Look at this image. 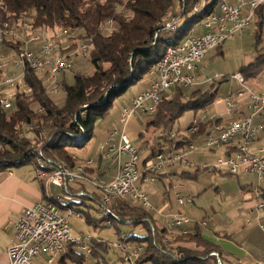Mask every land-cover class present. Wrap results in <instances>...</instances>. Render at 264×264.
I'll list each match as a JSON object with an SVG mask.
<instances>
[{
    "label": "trees",
    "instance_id": "1",
    "mask_svg": "<svg viewBox=\"0 0 264 264\" xmlns=\"http://www.w3.org/2000/svg\"><path fill=\"white\" fill-rule=\"evenodd\" d=\"M222 1L0 0V29L14 32L19 29L17 32L26 40L30 34H41L46 38L56 32H65L69 39L66 51L75 48L76 42H89L92 49L88 56L80 57L90 64L91 72H71L72 85L66 84L67 73H64L55 82L60 87L59 96L49 94L50 82L45 73H35L28 67L22 71V85L12 95L9 109L3 108L1 100L6 94L0 92V173L29 164L36 166V160L41 161L40 167L47 175L56 166L74 168L83 164L88 158L82 159L73 151L84 150L87 143L95 139L96 129L109 117L115 100L148 76L150 67L162 58L167 47L197 34L201 22L216 13ZM263 9L264 4L254 12V18L260 16V20L255 21L256 55L251 63L238 70L246 83L264 73ZM166 24H171L174 30L166 28ZM20 44V40L11 38L0 44L7 63V68L0 70L4 77L13 74L12 61ZM72 59L74 63L79 61L78 57ZM8 71L12 74L5 76ZM0 80H3L1 76ZM23 89H28V93ZM61 94L63 99L57 101ZM217 94L215 84L204 90L177 87L164 93L145 124V133L138 135L141 140L146 132L152 134L161 129L156 140L141 141L137 147L142 164L166 148L183 149L196 142L211 127V122L201 124L197 133L188 137L178 133L171 137L173 127L188 111L193 112L195 118L198 112L213 104ZM228 146L232 148L230 153L237 147L236 144ZM100 160L101 155L96 163ZM92 171L91 167L85 168L87 179ZM85 186L87 182L83 181L68 186L67 195L71 199L66 206L76 210L87 225L93 223L98 227L100 223L110 221L111 226L104 228L113 229L116 241L125 247L127 254L130 253L128 248L142 246L143 251L133 264H217V257L223 264L221 253L203 237L199 223H194L191 228L188 225L167 230L165 226H157L150 211L132 200H116L109 204V209L116 215L101 217L97 224L90 212L93 203L100 199L95 189L87 192ZM77 192L86 195L77 197L80 200L76 201L73 198ZM126 221L132 228H143L145 234L120 232L118 225H126ZM83 243L90 249L88 257L77 248L78 243L72 244L60 256L59 263L86 264L87 258L91 257L95 264H113L111 261L115 258L116 264H128L124 262L123 253L106 241L92 238ZM101 253L113 257L108 260L106 256L100 257Z\"/></svg>",
    "mask_w": 264,
    "mask_h": 264
},
{
    "label": "built area",
    "instance_id": "2",
    "mask_svg": "<svg viewBox=\"0 0 264 264\" xmlns=\"http://www.w3.org/2000/svg\"><path fill=\"white\" fill-rule=\"evenodd\" d=\"M263 4L264 0H234L233 4L223 0L218 6V11L201 22V32L188 36V39L178 47L165 50L162 58L149 69L148 74L152 77L151 83L132 98L128 107L120 112L118 119L120 129H113L100 146L101 150L106 149L107 156H114L117 163L113 179L106 184L97 183V186H94L102 192L99 203L101 217L116 215L108 206L116 200L122 199L137 202L151 211L147 194L142 187L137 185L138 181L146 179L153 181L157 172L178 162L190 166V155L197 149L194 146L197 143L201 148L211 152L222 151L233 143L237 145L234 152L219 154L214 164L209 167L204 166L201 170L233 177L240 172H248L257 176L258 180L264 179V144L257 148L253 144L258 129L264 130V126H253V119L264 114V92L259 93L251 90L240 74L233 75V79L240 84V90L227 96L225 113L230 118L234 114L236 115L238 103L244 101L246 116L224 123L217 116H208L207 109L204 108L200 117L194 118L188 128L194 130V134H196L201 124L207 121L212 123L198 141L189 143L183 149L166 148L155 154L145 164H142L137 148L125 135L128 120L135 117L139 111L152 114L164 93L177 87L188 89L196 86L198 63L210 51L221 46L229 37L245 32L254 18L255 10ZM166 28L174 30L171 24H166ZM18 30L15 29L11 35H4V32H0V44L10 38L21 41L18 54L12 62V76L4 77L0 74L3 78L0 80V92L6 94L1 100L4 109L10 108L14 90H19L22 85L24 67L39 68V73L46 74V79L50 82L51 95V92L60 90V87L51 88L53 78H60L73 68V63H61L60 55L75 53V57H86L92 50L89 42H77V47L73 51H66V43L69 39L65 32L55 35V39H39V34H30L29 37L36 38V45H26V38H22L17 32ZM48 40H56V48H48ZM6 64L0 57V70L5 69ZM23 92L28 93V89H23ZM171 137H174V133L171 134ZM242 149H249V156H242ZM100 155L101 153H97L90 157V167L98 161ZM34 171L36 177L42 181L45 172L37 171V166ZM84 173L85 168L76 167L73 175H66L61 166H56L53 178L45 177L43 184L51 183V185L62 188L64 197L71 199L67 195V188L76 181H82ZM75 195L74 200L86 193L77 192ZM255 195L256 197L260 195L258 190L255 191ZM64 197H58L61 199L62 205L67 203ZM191 201L192 197L182 199L177 195L176 202L180 208L186 202ZM262 207H264V201L258 204V208ZM79 216L80 214L76 210L68 206L67 212H57V210L51 209L47 205V197L24 208L13 226L15 242L6 249L8 257L6 264H35L36 259L40 256H45L47 263H51L58 253H65V248L77 243V248L87 256L90 253L89 247L71 235V220L79 218ZM125 223L129 224L130 222L126 221ZM189 223L182 212L176 211L168 219H165L164 226L167 230L182 229ZM198 223L200 226H206L205 221ZM105 225L111 226L110 221H106ZM112 246L123 253L124 260L129 264H133L143 251V247L139 245L128 248L130 253L127 254L124 250L125 247L117 241L112 242ZM217 264H221L218 257Z\"/></svg>",
    "mask_w": 264,
    "mask_h": 264
},
{
    "label": "rangeland",
    "instance_id": "3",
    "mask_svg": "<svg viewBox=\"0 0 264 264\" xmlns=\"http://www.w3.org/2000/svg\"><path fill=\"white\" fill-rule=\"evenodd\" d=\"M224 1L227 2L229 0H224ZM262 15L264 17V9ZM258 20H260L259 15L253 18L252 22L246 28L245 32L241 34H235L229 37L227 40H225L223 44H221V50H220L221 53L217 52L218 48H216L210 51L198 63L197 74H199L201 78L198 79V75L196 76L197 85L191 89L196 90L197 88H201L202 90H204L214 84H215V88L218 89V95L216 100L213 102L212 105L206 107L208 116L212 115L210 113V110H212V108L216 103L220 102L221 100L225 102L228 95L235 94L238 90H240V84L233 79L232 74L238 72L239 68L244 63H246V61H248L249 59H253L256 55L255 30H257V25L255 21L257 22ZM261 30H262L261 46L264 47V24L262 25ZM59 33L60 32H56L46 38L41 34H39V36L41 37V39H52L55 37V35ZM75 47H77V42ZM73 49H69L67 51H73ZM69 54H72L70 55L71 56L70 60L71 63H73L72 69H74V71L71 70L66 74V84L72 85L73 75L71 72H75V73L82 72L88 74L91 72V66L88 62L84 61L80 57H78L79 61H76L74 63L72 58L75 57V53H66L64 54V56L69 57ZM0 57H2V62L6 63L4 58V50L1 46H0ZM4 68H7V65ZM11 74L12 73L8 71L5 76L7 75L9 76ZM148 76L150 75L148 74ZM257 78L264 79V73L260 74L259 77ZM57 79L58 78H56V80H52V84H53L52 88H54L57 85V83H55ZM200 81H202V85H200ZM144 82L145 80L133 85L132 87L129 88V90H127L125 94H123L121 97L115 100L113 107L109 112V117L103 121L102 125H108L110 122H112V119H115V121H117L118 118H116V116H117V112L120 109L121 103L129 99L131 94L132 93L134 94V92L137 91L140 88L141 84ZM55 96H59V94L57 93ZM56 99L57 101H61L63 99V94H61V96ZM202 112L203 110L198 112L195 115V118L200 117ZM135 117L136 118H134L135 120L133 121L135 125V129L131 130V125H128L129 123L128 122L125 130V135L128 138V140L131 142V144H133L137 148V145L140 143L138 134L145 133V124L151 119V114L139 111L136 113ZM193 120H194L193 112L191 111L186 112L178 120V124H176L173 127V133H178L181 136H187L188 135L187 129L189 128ZM116 129L119 130L120 126L118 125ZM160 131L161 129H158L154 131V133L152 134H148V132L146 133L149 135L150 140H156L160 134ZM131 132H134L135 134H132L131 136ZM87 146L88 147L91 146V148H93V141L88 142ZM194 146L197 149L190 155V162H191L190 166H187L183 162H178L171 166L165 167L161 171L157 172L153 181L146 179L145 181H138L137 185L142 187L147 194L149 204L151 205L150 212H155L157 208L158 209L161 208V210L164 211V215H169L171 211H174L177 208L189 220L190 223L188 225H191L196 221L197 222L205 221L206 223L209 224L210 218L207 217L210 215L211 209L209 207L211 205L212 206L222 205V202L225 203L222 192L232 193L233 191L238 190V185L237 182L231 180V179H235V177L233 176L221 177L222 174L218 172L201 170L203 169L204 166L209 167L212 164H214V162L216 161L215 155L217 153H220L221 150L211 152L208 151L207 149L201 148L198 143L195 144ZM73 153L75 155H81L78 149H74ZM196 155L197 157L201 156V158H203L204 161L201 162L200 160H198L197 162L195 160ZM86 161L84 163H86ZM84 163L78 165H84ZM104 164L106 165L108 171H113L117 167L116 161L112 160V158L109 159L108 162H104ZM182 173L192 175V177H188L186 175H184V177H180V174ZM193 177H195L196 179H193ZM220 180H224V182L220 183ZM43 181H45V176L43 177L41 182L43 183ZM88 183L89 182H87V186L93 187L97 191L98 198L101 201L102 192L96 187H94L96 186V184L92 185ZM47 187L49 188V190L51 189L50 192L54 198L64 197L62 188L51 184H48ZM216 187L219 189L218 192L215 191ZM177 195L182 199H187L188 197H192V201L189 203L186 202L182 208H178L176 202ZM233 197L234 196H232V198ZM64 200L65 202H68V199L65 197ZM78 200L80 199L76 198V201ZM99 202L97 201L93 203L94 205L90 212V216L92 217V220L94 222H97V224L100 222L101 219L99 213V211H101V207ZM169 217H167L166 219H168ZM76 219H80L82 223H84L85 226L84 233L86 236L88 235V237L83 239V241L82 239H79L80 242H86L89 237H91V239L93 238V239L104 240L108 242L109 245H112L111 242L113 241L115 242L117 235L114 233L111 227L104 228L106 226L105 225L106 221L100 223L98 227H94L93 223H90L89 225L85 224L86 223L85 220L80 216L79 218ZM118 226H119L118 227L119 231L123 233H133L139 236L145 234V230H143V228L141 227L132 228L127 224L126 225L119 224ZM72 235L82 236L81 233L78 230H76V228L75 229L72 228ZM100 255H101L100 257L102 258H105L106 256L103 253H101ZM86 257L84 256V259ZM106 257L108 258L105 259H109V255H107ZM111 262L113 264H116V258L113 259ZM124 262L128 263L125 260ZM86 264H95L94 259L91 257L87 258Z\"/></svg>",
    "mask_w": 264,
    "mask_h": 264
},
{
    "label": "crops",
    "instance_id": "4",
    "mask_svg": "<svg viewBox=\"0 0 264 264\" xmlns=\"http://www.w3.org/2000/svg\"><path fill=\"white\" fill-rule=\"evenodd\" d=\"M227 3L233 4L234 0H229ZM201 31V27H198L196 33ZM220 50L221 46L218 47L217 52L221 53ZM252 61L253 59H249L242 66L248 65ZM234 74L239 73H233L232 76ZM197 75L198 79H200V75L196 73V76ZM151 79L152 77L150 76L144 78L143 80H145V82L141 84L140 88L135 91L134 94L132 93L129 99L121 103L116 118L119 119L120 112L124 108L128 107L132 98H134L146 88ZM246 84L251 90L255 92H264V79H249ZM200 85H202V81H200ZM237 109L236 115L234 114L231 116V118L228 117L225 113V102L221 100L214 105L212 110H210V113L213 116L221 118L222 122L228 123L230 120L240 119L247 115V111L244 108V101L238 103ZM134 118L136 117L130 118L128 120L129 123L127 122L128 125H131V130L135 129L133 122L135 120ZM118 119L117 121L112 119L109 127L108 125H101L96 129L95 139L93 140V148L86 145L87 147L85 146L86 148L84 150H78L79 153H81V155L78 156H80L82 159H89V157H92L97 153H101V160L99 164L95 163L93 166H91L93 171L89 175V180L91 181L89 183L92 185L97 183L106 184L110 182L116 174V169L113 171H108L106 165L104 164V162H108L111 158L112 160H115L114 156H107L105 154L106 149L104 148L101 150L100 146L109 137V133L118 126ZM263 119L264 114L263 116L254 118L253 126H264ZM110 126L112 128H110ZM109 128L111 129L110 131ZM132 134L135 133L131 132V136ZM199 139L200 138H198L197 141ZM146 140H150L148 134H145L144 138L139 141L140 143L137 145V147L140 146L141 141L144 142ZM235 144L236 143H233L231 145ZM253 144L255 148L264 144L263 129H258ZM231 150L232 148L227 146L215 156L217 157L221 153L228 154ZM195 160L197 162L198 160L201 162L204 161L201 156L197 157V155L195 156ZM34 170L35 165L29 164L0 173V264H6L8 262L6 249L15 242L13 226L21 211L24 208L30 207L40 202L46 197L54 198L50 192L51 189L49 190L47 187L48 185L43 186L41 180L36 177ZM184 175L192 177V175L185 173L180 174V177H184ZM223 176L224 175H221V177ZM193 179L196 178L193 177ZM231 180L237 182L238 190H235L232 193L220 191L223 193L225 203L222 202V205H211L209 207L211 210L210 215L207 217L210 218V221L209 224L205 222V227L201 226L202 235L206 240L213 243L219 250L223 258V264H264V207L258 208V204L264 201V179L258 180L257 176L254 174L240 172L237 176H235V179ZM222 182H224V180H220V183ZM85 189L87 192L95 191L94 188L90 186H85ZM256 190H258L260 193L258 197L255 195ZM215 191L218 192L219 189L216 187ZM261 195L263 196L261 197ZM232 196L234 197L232 198ZM176 211L180 210L176 208V210L171 211L169 215H164V211L161 210V208H157L155 212L150 213L155 224H157L159 227H163L165 224V219ZM194 223L188 227L191 228ZM70 228L71 235L72 228H76V230L81 233L82 236L72 235L78 240L88 237V235L86 236L84 233L85 226L80 219H72ZM90 239L91 237H89L88 241ZM112 257L113 256L110 254L108 260H111ZM59 259L60 257H55L51 263H47V258L45 256H40L36 259L35 264H60Z\"/></svg>",
    "mask_w": 264,
    "mask_h": 264
},
{
    "label": "bare ground",
    "instance_id": "5",
    "mask_svg": "<svg viewBox=\"0 0 264 264\" xmlns=\"http://www.w3.org/2000/svg\"><path fill=\"white\" fill-rule=\"evenodd\" d=\"M207 18V17H206ZM205 18V19H206ZM204 19V20H205ZM0 32H4V35H11V34H13V31L12 30H6V29H0ZM54 37V36H53ZM39 39H41V37L39 36ZM52 39H55V37L54 38H52ZM188 39V37L186 38V39H184L182 42H180L179 44H177V45H173V46H169V47H167V49H169V48H171V47H178L181 43H183L185 40H187ZM70 44V43H69ZM26 45H36V38H34V37H29V39H27L26 40ZM67 46H68V44H66V48H67ZM70 46V45H69ZM48 48H56V40H50V41H48ZM68 49H69V47H68ZM73 49V48H72ZM166 49V50H167ZM70 55H72V54H69V57H67V56H64V54H62V55H60V62L61 63H71V60H70V58H71V56ZM157 63V62H156ZM155 63V64H156ZM152 67V66H151ZM150 67V68H151ZM33 72H35V73H39V68H30ZM53 80H56V78H53ZM149 83H151V81L149 82ZM54 88H59V85L57 84ZM17 90H14V92H16ZM58 92H51V95H56ZM49 94H50V90H49ZM1 104H2V102H1ZM187 136H184V137H188L189 135H192V134H194V130H190V129H187ZM242 156H249V149H242ZM37 161V164H36V166H37V171H39V172H45L43 169H42V167H40L41 166V161H39V160H36ZM90 165V159H88L87 161H86V163H84V165H78V166H75L74 168H68V167H61L63 170H64V172H65V174L66 175H73V172H74V170L76 169V167H78V168H86V167H88ZM53 176H54V171H52L49 175H47V173L45 172V177L46 178H53ZM82 181H84V182H91L89 179H87L86 177H85V175H82ZM45 185H48V184H51V183H44ZM47 205H48V207H50L51 209H53V210H57V212H67V206L66 205H62V202H61V199L60 198H58V197H56V198H47ZM144 209H147V208H145L144 206H142ZM67 251V248H65V252ZM63 254H65V253H58L57 254V256L56 257H59V256H61V255H63Z\"/></svg>",
    "mask_w": 264,
    "mask_h": 264
}]
</instances>
